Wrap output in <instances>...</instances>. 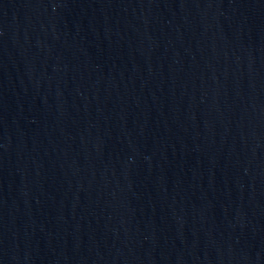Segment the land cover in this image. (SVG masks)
<instances>
[{
    "label": "water",
    "instance_id": "water-1",
    "mask_svg": "<svg viewBox=\"0 0 264 264\" xmlns=\"http://www.w3.org/2000/svg\"><path fill=\"white\" fill-rule=\"evenodd\" d=\"M0 264H264V0H0Z\"/></svg>",
    "mask_w": 264,
    "mask_h": 264
}]
</instances>
